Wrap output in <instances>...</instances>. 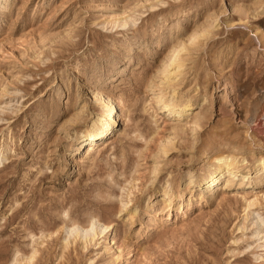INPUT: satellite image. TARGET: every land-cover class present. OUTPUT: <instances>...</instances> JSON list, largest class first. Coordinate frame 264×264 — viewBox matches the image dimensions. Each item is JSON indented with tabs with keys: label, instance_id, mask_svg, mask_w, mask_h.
Here are the masks:
<instances>
[{
	"label": "rangeland",
	"instance_id": "374dc122",
	"mask_svg": "<svg viewBox=\"0 0 264 264\" xmlns=\"http://www.w3.org/2000/svg\"><path fill=\"white\" fill-rule=\"evenodd\" d=\"M94 92L122 121L78 147ZM262 157L264 0H0V264H264V179L200 184Z\"/></svg>",
	"mask_w": 264,
	"mask_h": 264
},
{
	"label": "bare ground",
	"instance_id": "6f19581e",
	"mask_svg": "<svg viewBox=\"0 0 264 264\" xmlns=\"http://www.w3.org/2000/svg\"><path fill=\"white\" fill-rule=\"evenodd\" d=\"M171 64H173V70L174 71H172V69L170 70V68L166 69L165 70V76H164L165 78L164 77L163 78L165 81H167V86L169 85L171 90L173 92H175L177 90V88L179 87L178 86L179 81L175 82L174 79L177 77H180V75L182 73L180 70L184 66V58L180 57L178 55V53H175V55L171 59ZM168 67H169V65H168ZM167 93L162 92L160 96L155 97L153 100V104L155 106H158L159 108H162V112H168V114H170L172 117L179 118L183 115L182 111L184 109L188 110L191 107H193L192 104H189V103L182 105L183 97L178 92H177L178 93L177 99L170 98L171 100L169 102L166 101V99H167L166 94ZM93 96L97 101H99V103H101L100 105H102V108H101V111L99 112V114H96V118H94V121L92 122L91 126L88 127L83 132V135L79 138V140L77 142L78 147L79 146L81 147V145L83 144L82 140L84 139L85 136L87 137V139H90L91 137H96L97 135H102V133H104L105 131H107V130L111 131V129L117 127L119 125V123L122 121L121 114H119V111H117L118 105H116L115 101L112 99L111 96L103 94L102 92H94ZM169 96H170V94H169ZM118 110H119V108H118ZM107 120H108V122H107ZM139 139H140V137H139ZM218 162H219V164H218L217 168L215 169V171L208 174V180L206 181V179L203 178L200 181L201 186L204 188V192L206 194H208L209 196H212L215 188L219 184H221L223 186L221 188L222 191H228L229 189H231L232 186L235 185L234 181H235V178L237 176H240L242 178V182L251 180L252 178H256V179H260V180L264 179V158L263 157H262V159H259L257 161V165L254 169H252V171H249L242 176L239 175V173L241 172V168L235 164V161L227 158V159H219ZM212 180L214 181L213 183H216V187L213 189L209 188V185H208ZM192 182H193V180L189 179L187 184L190 185ZM166 189H168V187ZM164 194H168V192L166 191V192H164ZM171 197H172V194H168L167 197H162V201L164 204L163 209L170 206L171 199L173 198V197L172 198ZM199 197H201V196L199 195ZM211 200H213V199H211ZM120 203H121V208L119 210V213L123 209H126V207L128 206L127 201L120 200ZM255 203H256V200L248 201L247 207L253 206ZM135 213H136V209H134V213H132V215L130 214L131 215L130 219H132V217ZM153 213H154L153 216H156L155 212H153ZM64 214L66 215V213H64ZM66 216H68V214ZM64 221H65L64 223H65L67 230H68L67 222H66V220H64ZM257 223L259 225H264V221L260 220V218H259V221ZM112 228H113L112 224H109V223H108V225L102 224L98 221V219L93 218L90 222V225L87 227V229H84L83 227H80L78 225L73 224V228H70L69 232H67V233L71 234L72 232L73 233L76 232V234H78V233L87 234L88 232H90V233H92V236L90 235V237L92 239H94L95 236L104 235L109 229H112ZM73 233H72V235H73ZM40 236H43V235H40ZM68 236H70V235H68ZM32 251L34 253V250H32ZM33 253H31V256ZM31 256L29 257V259L31 258Z\"/></svg>",
	"mask_w": 264,
	"mask_h": 264
}]
</instances>
